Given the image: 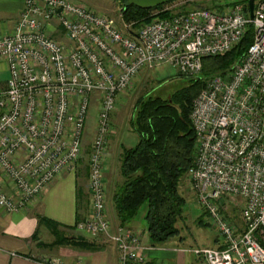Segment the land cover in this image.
Returning <instances> with one entry per match:
<instances>
[{
    "label": "built area",
    "instance_id": "obj_1",
    "mask_svg": "<svg viewBox=\"0 0 264 264\" xmlns=\"http://www.w3.org/2000/svg\"><path fill=\"white\" fill-rule=\"evenodd\" d=\"M252 1V17L249 0H234L134 27L121 10L113 17L73 0H24L13 30L0 35L8 71L0 86V208L25 209L63 172L75 170L94 98L91 213L75 228L104 236L118 264L142 261L141 232L112 226L105 206L104 159L118 97L140 72L161 65L198 76L203 57L230 50L250 25L252 42L242 58L207 78L192 101L196 153L189 175L198 204L222 238L221 246L192 252L206 264H264V0ZM229 196L243 202L239 224L227 215Z\"/></svg>",
    "mask_w": 264,
    "mask_h": 264
},
{
    "label": "trees",
    "instance_id": "obj_2",
    "mask_svg": "<svg viewBox=\"0 0 264 264\" xmlns=\"http://www.w3.org/2000/svg\"><path fill=\"white\" fill-rule=\"evenodd\" d=\"M164 4L141 8L121 0L120 10L124 22H133L137 27L155 16L172 14L165 10L151 15L152 10ZM252 33L249 25L242 39L230 50L203 57L200 74L183 76L188 83L166 98L141 95L136 99L129 124L138 134V141L131 147L122 146L119 165L122 181L112 196L119 225L130 223L146 204V231L153 243L165 242L178 233L176 222L182 216L185 202L179 184L193 166L196 153V136L190 120L192 101L209 76L231 70L242 58L252 42ZM75 171L77 177L82 175L79 168ZM37 219L53 235L59 234L57 222L41 215ZM198 221L202 223L201 219ZM260 242L264 247V240Z\"/></svg>",
    "mask_w": 264,
    "mask_h": 264
},
{
    "label": "crops",
    "instance_id": "obj_3",
    "mask_svg": "<svg viewBox=\"0 0 264 264\" xmlns=\"http://www.w3.org/2000/svg\"><path fill=\"white\" fill-rule=\"evenodd\" d=\"M23 3L24 0H0V35L13 30ZM0 72L4 74L0 86H4L8 71L3 60H0ZM75 170L63 172L25 209L9 213L0 208V264H49L51 260L62 264H118L117 250L104 236L87 240L75 228L78 220L91 213L88 179L82 183ZM5 185L9 190L8 183ZM108 189H105L106 212L112 226H116L113 193L108 199ZM144 214L145 210L125 225L141 232L143 260L134 264H206L177 234L165 242L153 243L146 226L142 227ZM38 215L57 222L66 240L54 243L53 234L47 225L38 222ZM81 237L86 241H79ZM207 243L212 247L221 246L222 238L217 232Z\"/></svg>",
    "mask_w": 264,
    "mask_h": 264
},
{
    "label": "rangeland",
    "instance_id": "obj_4",
    "mask_svg": "<svg viewBox=\"0 0 264 264\" xmlns=\"http://www.w3.org/2000/svg\"><path fill=\"white\" fill-rule=\"evenodd\" d=\"M73 1L87 4L98 12L106 13L113 17H118V13L121 8V0ZM233 1L234 0H172L167 4H164L161 8L152 10L151 15L165 10L171 13H177L198 7L217 8L218 6L222 7L231 4ZM48 31L50 32V30ZM56 35L65 41L64 37L58 32ZM3 77L4 74L0 72V79ZM187 83L188 79L186 77L180 76L172 68L161 65L157 68L140 72L135 77L132 85L118 97L115 110L111 114V133L108 136L107 149L104 159L103 177L105 189L109 187L107 190V195L109 196L108 199H110V195L114 193L112 190H115L122 181L119 169L122 146L131 147L138 141V134L132 130L129 124L136 99L141 95H159L166 98L170 93ZM97 109V103L95 99L92 98L86 115L85 128L83 132V149L76 164V168H79L82 173L80 180L82 183L88 179L87 161L89 144L95 129ZM112 130L114 131L112 132ZM179 191L184 196L185 202L182 208V216L176 222V227L178 228L177 235L182 237L184 244L191 248L201 245L212 247L207 243V241H211V239L217 235V231L214 226L207 221L203 209L197 202L189 172L181 178ZM225 202L227 204L228 217L231 218L233 223L239 224L240 209L243 204L242 200L238 197L229 196L225 198ZM145 208L146 204L141 206L137 216L140 215ZM199 219L202 220V223L198 221ZM142 225V227L145 228L146 222L142 221ZM58 233L59 234L57 236L53 235L54 243H59V241L63 239L66 240V238L63 237L61 230H59ZM81 235L87 240L96 238L87 236L82 232ZM86 239L81 237L79 241L85 242Z\"/></svg>",
    "mask_w": 264,
    "mask_h": 264
},
{
    "label": "water",
    "instance_id": "obj_5",
    "mask_svg": "<svg viewBox=\"0 0 264 264\" xmlns=\"http://www.w3.org/2000/svg\"><path fill=\"white\" fill-rule=\"evenodd\" d=\"M128 4H132L141 8H152L156 7L160 4H164L171 0H124ZM248 9H249V16L252 17L253 15V1L249 0L248 2Z\"/></svg>",
    "mask_w": 264,
    "mask_h": 264
}]
</instances>
